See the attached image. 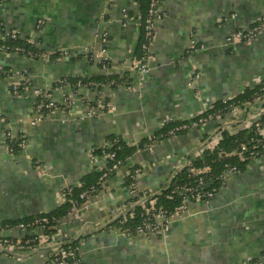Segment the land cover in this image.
I'll return each instance as SVG.
<instances>
[{
	"label": "crops",
	"instance_id": "0c3cea01",
	"mask_svg": "<svg viewBox=\"0 0 264 264\" xmlns=\"http://www.w3.org/2000/svg\"><path fill=\"white\" fill-rule=\"evenodd\" d=\"M162 10L149 70L142 75L135 70L142 35L138 0H0L5 30L33 35L43 49L63 52L58 60H44L0 51V67L25 72L33 81L18 95L7 78H0V227L56 210L66 186L105 167L92 149L109 138L141 140L170 118L195 117L264 79V28L249 42L226 43L236 29H248L264 17V0H163ZM232 12L236 18L224 22ZM39 19L43 24L37 30ZM103 33L109 36L106 69L92 56L104 47ZM194 42L203 48L187 54ZM104 73L124 77L117 87L103 88L110 111L90 116L86 101L96 98L95 90L63 85L53 89L54 96L60 104L73 98L71 112L58 111L32 125L36 88L49 90L65 76ZM228 116L136 151L98 192L61 220L55 239H79L84 264L264 262V157L250 160L240 171H227L226 185L216 196L207 203L189 202L182 215L170 219L165 236H127L116 228L91 232L115 217L130 198L125 185L130 168H143L137 177L140 191L165 188L173 172L202 154L205 136ZM245 127L242 122L232 130ZM7 132L24 135L26 146L12 153ZM258 137L264 138V129ZM27 231L16 226L1 234L21 238ZM32 232L43 231L36 227ZM48 257L45 248L21 255L1 252L0 264H44Z\"/></svg>",
	"mask_w": 264,
	"mask_h": 264
},
{
	"label": "trees",
	"instance_id": "16d2710c",
	"mask_svg": "<svg viewBox=\"0 0 264 264\" xmlns=\"http://www.w3.org/2000/svg\"><path fill=\"white\" fill-rule=\"evenodd\" d=\"M138 2L140 5L142 35H141V42L138 48L137 59H141L145 54V51L142 49V44L143 42L146 41L145 24H146V18L149 13L151 0H138ZM159 2L163 3V0H159ZM258 23L259 21H257L255 24ZM0 28L3 30V38L0 39V51L16 53L32 59H40L42 54L47 52L45 49H43L40 46L38 41L37 42L31 41L29 35L23 36L15 29L7 31L1 25V22H0ZM12 35H14V37ZM195 51L197 50H195L194 48H189L187 54H191L192 52ZM88 55H90V53ZM58 57H60L59 52L56 54H52L50 56V60H57ZM105 63H106V68H108L110 65V60H106ZM100 65L102 66V63ZM0 70L9 73H14L12 69H5L0 67ZM21 75L23 78L22 79L23 83L21 84L17 92V94L19 95L24 94L27 91L28 87L33 85V81L30 79V76L27 73L24 72ZM123 78L124 77H119L117 75H112L108 73H104L95 78H86V77L71 78L65 76L59 79L58 81H56L53 84V87L50 88L49 90L46 91L45 89H41V94L38 96L37 100H43L45 102H48L49 99L45 95L46 92H52L53 89L62 87L65 83H70L74 90H77L80 85H84L85 87H88L92 90H101L106 85L117 87V85L122 82ZM263 86H264V79L260 80L259 84L255 85L254 87H248L247 89L244 90L243 93H240L227 100L217 101L206 111H204L199 115H196L195 117L184 120H181L179 118L169 119L161 127H159L157 130L151 133L150 136L153 137L156 143L158 141H162L164 138L172 137L175 135H180L188 132L190 129H180L174 131V133H171L179 125H182L183 123L191 122L193 120H197L200 117L211 116L212 118H210V121L224 120L227 117L229 111L231 110V108H229L230 104L235 103L239 107L245 102H251V101L253 102L254 98L257 96H259L261 100H264V89H262ZM9 87L12 91L11 84H9ZM93 105H99V104L98 102L94 101ZM102 109L106 111L107 105H104ZM48 111L49 108L44 107L42 112L46 114ZM202 126H203L202 124H199L195 128H201ZM261 128H264V114L261 115L258 126L254 124L250 128H243L236 132L229 131L225 127V123L220 122V124H218L216 130L220 131L222 135V139L219 141V143L211 150L204 148L201 155L197 156L196 158L190 161V164L195 168H203L205 166H209L211 168L210 172L207 173L205 176L206 182L207 183L210 182V185L203 186L202 188H200L202 192H206L212 188H219L223 186L224 181L222 176L225 174L227 169L230 168V166L235 165L237 166V171H240L246 166V164L250 160H252L248 157L245 159H241L239 156H230L227 155L226 153L231 151L232 149H238L240 144L242 143L247 144L249 149H254L253 147H255L256 145L258 146V144H260L258 138V132ZM23 136L24 135H20L19 137L14 136L13 138H8V145L12 153H16L18 150L23 149L19 145V142ZM211 136L212 133L206 135L203 144ZM24 138L26 139L25 136ZM106 142L107 143L105 145L103 144L100 147H96L92 149V154L94 155V157H99V158H101L105 153H113V152L115 153L116 156L110 158L105 167L98 170L97 168H95L96 170L94 169L90 176L84 177L77 184L66 186L61 191V195L64 197L65 201L60 203L56 210L52 212H43L34 215L32 218H30L27 221L24 220L15 223H8L0 227V239L9 238L13 242H18V240H20V242L25 244V246H27V248L29 249V252L25 254L33 253L37 250L45 248L49 253L48 260L56 259L57 256L60 255L62 250L67 251L72 248L79 249L80 248L79 239H74V238H66L62 240L55 239L58 224H60L61 220L69 214L71 207L82 204L90 195L98 192L101 189L102 183L105 180V178L109 177L110 175H112L117 171V170L110 171L108 168L109 166H111L113 163L117 161H120V166H125L128 159L136 151L145 148L146 143L148 142V136L143 137L141 140H138L136 142H127L121 137L114 136L109 138ZM247 152L244 151L243 153H245V155L247 156ZM137 167L139 166H134L130 168V173L125 176V185L127 187L136 188L134 186H131V182L135 179V177H137V173L135 172V168ZM104 173H107V176H104ZM198 178L199 175L191 172L189 165H185L182 169L173 172L172 176L170 177L168 185L163 189L140 191L138 188H136V196L130 197L124 203L125 217L123 215H120L112 223H104L102 225L95 226V229L91 232L94 231L96 232L103 229L110 230L112 227H116L119 230H124L126 228L130 229V231L128 232L129 235L136 234L135 232L136 226L140 225L144 220L143 218L144 208L143 206L137 204L139 200L144 199L143 201L145 205L148 207L153 205L155 207V211L164 209L167 210L168 213H173L174 208L182 201L181 199L182 197L175 187L180 185L196 187L198 183ZM82 193H86L85 197H81ZM132 212L134 214L133 216L130 215ZM42 217L48 218V222L46 223L45 228H43V234L47 237V240L43 244H40L38 235L32 232L33 229L37 227L35 225L29 227L27 231L28 233L23 234L21 238L8 237V236H3L1 234V230L4 228L16 227L21 223H26V224L32 223L36 219H40ZM27 241L29 242L26 243ZM1 252L13 254L11 251H9L6 248H4ZM77 257L79 258V255H77ZM67 260L73 263L71 259H67ZM45 263L49 264L47 261Z\"/></svg>",
	"mask_w": 264,
	"mask_h": 264
},
{
	"label": "built area",
	"instance_id": "2783aa9c",
	"mask_svg": "<svg viewBox=\"0 0 264 264\" xmlns=\"http://www.w3.org/2000/svg\"><path fill=\"white\" fill-rule=\"evenodd\" d=\"M164 14L165 13L162 10V3H160L159 0H151L149 13H148V16L146 18V24H145L146 41L143 42V44H142V49L145 51V54L141 59H138V62L135 64L136 72H138L142 75L147 73L149 70V59L151 57L150 48H151V44L153 42V38L155 36V26H156V23L163 18ZM236 16H237V13L232 12V13L228 14L227 16H225L223 18V21L227 22L231 19H235ZM258 21H259L258 24H255L254 26H252L248 29H243V28L236 29L232 34L227 36L226 43L227 44H235V43H243V42L245 43V42H249L252 39H254L258 35V33L264 28V17ZM42 24H43V20L39 19L37 22V25H36L37 30H39L41 28ZM12 36L14 37V35H12ZM102 36H103V41H104V47L99 52L93 54L92 56H94L93 58L98 60L100 64L102 63V67L104 69H106L105 61L109 60V57L107 55V48H106V46L109 42V36L107 33H103ZM29 37H30L31 41L37 42V40H35L33 35H29ZM191 48H194L195 50H199V49L203 48V45H198L197 43L195 44V42H194V44L191 46ZM46 51L47 52L42 54L40 59L50 60V56L52 54H56L59 52L60 57L57 58V60H58L63 55V52H60V51H48V50H46ZM0 78H7L9 80V84H11L12 92L14 94H17L19 87L23 83L22 82V79H23L22 75L17 74L15 72L9 73V72L0 70ZM259 82H258V84H259ZM64 85L65 86H72L70 83H65ZM81 86H84V85H80L79 87H81ZM262 89H264V86L262 87ZM75 91H77V90H75ZM35 93L37 94V98H38V96L41 94V89L36 88ZM45 95L49 99L48 102H45L43 100H37L35 103L34 113H33V117L31 120L32 125H38L40 123H43V122L49 120L58 111H61L63 113H70L71 109L73 108V105H74L73 98L66 97L65 99H63V101L60 104L55 99L54 91L46 92ZM95 95H96V98L93 101H86V105L88 107V114L90 116H100L101 114L110 111V109L112 108V106L110 104V98L104 94L103 89L95 90ZM94 101L98 102L99 105H93ZM104 105H107L106 111H104L102 109ZM44 107L49 108V111L46 114L44 112H42ZM229 108H231V110L228 113L229 118H228V121L225 122V127L229 131L233 132V130H232L233 127L240 125L242 122H243V124H245L247 126L245 128H250L254 124L257 126L259 125V119L264 112V100H261L259 98V96H257L254 98L253 102L252 101L251 102H245L244 104H242L239 107L235 103H232V104H230ZM210 118H212V117L211 116L200 117L197 120H193V121L188 122V123H183L182 125H179L178 127H176L175 130H173L171 133H174V131H177L180 129L195 128L199 124L204 125V124L210 122ZM254 118H256V119L253 120ZM170 119H172V118H170ZM262 129H264V128H261L259 130V132ZM13 137H14V135L11 132H7V138H13ZM221 139H222L221 132L215 130L214 132H212V136L203 144L202 150H204V148L210 149V150L213 149L219 143V141ZM259 141H260V144H258V146L256 145L255 147H253L254 149H249L247 144L242 143V144H240L238 149H232L231 151L227 152L226 154L230 155V156H239L241 159H245L247 157L250 159H254L257 157H264V138H261V139L259 138ZM26 142L27 141L23 136L19 142V145L22 148H24L26 146ZM154 144H155V141H154L153 137H151L149 135L148 136V142L146 143L145 148L151 149V148H153ZM10 151H11V149H10ZM244 151L245 152L248 151L247 156L245 155V153H243ZM115 156L116 155L114 152L113 153H105L101 158L105 161V166H106L108 160L110 158L115 157ZM186 165L190 166L191 172L199 175L197 186L194 187V186H182V185H180V186L175 187L176 190L181 195L182 201H181V203H179L174 208L173 213H168V211L164 210V209H160L158 211H155V207L153 205L148 207L145 205V203L143 201L144 199L139 200L137 202V204L143 206V208H144V212H143L144 220L140 225L136 226V228H135L136 234H134V235H139L142 237L165 236L166 234L169 233V231L171 229L170 219L174 216L182 215L184 213V211L186 210L189 202L196 201V200H200V201H203L206 203L210 202L216 196V194L221 190V188L226 185L225 184V174H224L222 176L223 181H224L223 186H221L219 188H212L206 192H202L200 188H202L203 186H208L209 182L208 183L206 182L205 176L207 173L210 172L211 168L209 166H205L203 168H195L190 164V162H188ZM121 167L122 166H120V161H117V162L113 163L111 166H109L108 168L110 171H112V170H119ZM142 169H143L142 166L135 168V172L137 173V177L142 173ZM227 171L236 172L237 166H235V165L230 166V168H228ZM129 173H130V170L128 171L127 174H129ZM104 176H107V173H104ZM137 177H135V179L131 182V186H134L136 188H138ZM127 188H128L129 193H130V197L136 196V188H130V187H127ZM85 195H86V193H82L81 197H85ZM87 199L82 204L71 207L69 213H74L81 205H83L87 201ZM64 201H65V199L61 195V202L60 203H62ZM131 204H134V203H131ZM124 208H125V204H122L118 213L116 214V216L111 219L113 221H111L109 219L106 223L114 222L117 219V217H119L120 215H123L125 217ZM130 215L133 216L134 215L133 212ZM47 222H48V218L42 217L40 219H36L32 223H28V224L21 223L17 227H19L20 229H23V230H28L29 227H31L32 225H35L37 227H40L43 231V228H45V225ZM112 228H116V227H112ZM5 229H7V228H5ZM94 229H95V227H94ZM119 231L121 233L127 235V236H130L128 234L130 229H128V228H126L124 230H119ZM38 238H39L40 244H43L47 240V237L43 234V232H42V234H38ZM28 242L29 241H27L26 243H28ZM4 248L11 251L13 253L11 255H16V254L21 255V254H25V253L29 252V249L27 248V246H25V244L21 243L20 240H18V242H13L9 238L0 239V252ZM77 255H79V258L77 257ZM67 259H71L73 263H71ZM49 260L48 259L46 260L49 264H84V260L82 258L81 253H80V248L79 249L78 248H75V249L72 248V249H69L67 251L62 250L60 255L57 256L56 259H51L50 262H49ZM45 262H44V264H46ZM243 264H264V262H263L262 258H256V259L245 260L243 262Z\"/></svg>",
	"mask_w": 264,
	"mask_h": 264
},
{
	"label": "water",
	"instance_id": "95a60500",
	"mask_svg": "<svg viewBox=\"0 0 264 264\" xmlns=\"http://www.w3.org/2000/svg\"><path fill=\"white\" fill-rule=\"evenodd\" d=\"M208 185H210V182L208 183Z\"/></svg>",
	"mask_w": 264,
	"mask_h": 264
}]
</instances>
